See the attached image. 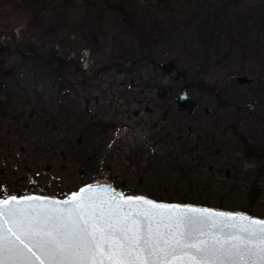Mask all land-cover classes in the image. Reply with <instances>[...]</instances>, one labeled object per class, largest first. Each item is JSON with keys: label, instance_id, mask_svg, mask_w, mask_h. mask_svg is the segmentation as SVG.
<instances>
[{"label": "rangeland", "instance_id": "1", "mask_svg": "<svg viewBox=\"0 0 264 264\" xmlns=\"http://www.w3.org/2000/svg\"><path fill=\"white\" fill-rule=\"evenodd\" d=\"M259 2L261 0H0V45L33 46L59 57L60 70L66 75L75 74L71 101L79 100L86 114L104 119L112 128H122L116 138L121 141L119 145L141 146L155 135L167 118L182 122L192 120L194 129L204 126L212 132H225L231 138L246 135L258 143L264 138V91L260 99L257 94L262 89L256 91L262 87L264 69L259 60H239L237 55H229V51L237 52L254 41L249 40L248 33H242V28L235 27L232 19L237 23L239 16L244 25L251 22ZM224 4L233 12L226 25L212 20L207 27V15ZM122 21L125 33L135 32L137 49L150 43L159 48L157 63L165 68L164 80L160 82L158 76L162 71L156 75L154 67L118 77L106 72L112 60H119V54L113 55L111 48L113 37L121 33ZM217 36L225 42L222 48L216 46ZM144 54H133L132 58L141 60ZM240 77L253 82L240 85ZM152 84L154 89H151ZM186 88L189 100L195 105L188 109L178 105L181 92ZM39 89H42L39 95L33 92L30 100L51 104V92L43 86ZM53 91L55 99L62 96L59 86ZM164 113L167 116H163ZM127 150L123 151L127 156L137 154ZM18 156L21 154L16 152L15 157ZM241 158L244 172L238 176L244 178L250 171H254V178L259 174L264 176L263 159L248 158L245 154ZM14 164L12 162V166ZM113 170L117 171L115 177H120L118 186L122 189L129 182L130 176L125 175L127 168ZM0 172H3L0 186L15 185L23 179L20 174H7L3 167ZM111 174H104L102 179L109 180ZM42 182L55 189L60 178L44 176Z\"/></svg>", "mask_w": 264, "mask_h": 264}, {"label": "trees", "instance_id": "2", "mask_svg": "<svg viewBox=\"0 0 264 264\" xmlns=\"http://www.w3.org/2000/svg\"><path fill=\"white\" fill-rule=\"evenodd\" d=\"M228 10L225 4L212 10L214 13L206 18L207 27L212 20L226 25L229 14L233 13ZM254 11V18L246 25L239 16L237 23L232 19L233 25L242 28V33H248L249 40L254 41L247 42L249 45L237 52L229 51V55L238 56L239 60H259L264 69V0ZM124 24L122 21L121 33L113 37L111 48L113 55L119 54V60H112L106 72L118 77L154 67L155 74L162 71L158 76L160 82L164 80L165 68L157 63L159 48L150 43L137 49L135 32L125 33ZM215 43L220 48L225 45L220 36L215 38ZM137 53L144 54L141 60H133V54ZM60 63L59 57L33 46L0 45V167L9 175L23 176L15 185L0 186V198L40 194L65 199L108 172H112L109 180L120 188V177H115L117 171L113 168L125 167V175L130 176L128 184L122 187L125 195L242 211L264 219V176L259 174L254 178V171L246 172L244 178L238 176L244 172L241 158L244 154L264 160V138L256 143L246 135L231 138L225 132L210 129L204 134L206 128L194 129L192 120L168 118L141 146L119 145L121 141L116 138L122 128H112L104 119L86 114L79 100L71 101L75 74H64L58 66ZM42 86L52 94L49 105L30 100L33 92L39 95ZM56 86L62 91L57 99L53 91ZM154 88L152 84L151 89ZM261 93L257 94L258 99ZM124 147L137 154L125 155ZM16 152L21 156L15 157ZM253 162L257 167V160ZM44 176L60 178L59 186L54 189L52 185H44Z\"/></svg>", "mask_w": 264, "mask_h": 264}, {"label": "snow or ice", "instance_id": "3", "mask_svg": "<svg viewBox=\"0 0 264 264\" xmlns=\"http://www.w3.org/2000/svg\"><path fill=\"white\" fill-rule=\"evenodd\" d=\"M0 264H264V219L88 184L0 198Z\"/></svg>", "mask_w": 264, "mask_h": 264}, {"label": "water", "instance_id": "4", "mask_svg": "<svg viewBox=\"0 0 264 264\" xmlns=\"http://www.w3.org/2000/svg\"><path fill=\"white\" fill-rule=\"evenodd\" d=\"M251 82H252V80L249 79V78H247V77H240V78H238V84H240V85L251 84ZM180 99L182 101L184 100V103H180V107L181 108H185L186 107V104L189 107H193L194 106L193 103L189 102L188 95H187V91L186 90L183 91ZM90 184H103V185H109L110 184L117 191L123 192L122 189L116 188L111 181L106 180V179H99V180H96V181H94V182H92ZM33 195L34 196H44V195H40V194H33ZM140 196H145V195H140ZM47 197H51V196H47ZM145 197L149 198L148 196H145ZM51 198H54V197H51ZM54 199H57V198H54ZM149 199H151V198H149ZM57 200H63V199H57ZM160 203H166V202H160ZM166 204H175V203H166ZM176 205H191V206L196 207V208H209V209H213V210H216V211H222V212H234V213L238 212V213H244L246 215L252 216V217L257 218V219H261V218L255 217L253 215H250V214H248L246 212H242V211H230V210H224V209H219V208H214V207H207V206H200V205H194V204H176Z\"/></svg>", "mask_w": 264, "mask_h": 264}, {"label": "flooded vegetation", "instance_id": "5", "mask_svg": "<svg viewBox=\"0 0 264 264\" xmlns=\"http://www.w3.org/2000/svg\"><path fill=\"white\" fill-rule=\"evenodd\" d=\"M263 74H264V72H263ZM252 80V79H251ZM252 82H253V80H252ZM251 82V83H252ZM147 83V82H146ZM149 85V84H148ZM147 85V86H148ZM250 85V84H249ZM261 86L262 87H260L259 89H258V91H256L257 93L261 90V91H264V80H263V82H262V84H261ZM186 91H187V95H188V90H187V88L185 89ZM184 91V90H183ZM183 91L181 92V95H182V93H183ZM181 95H180V97H181ZM188 100H189V96H188ZM189 102H191V103H193L194 104V102H192V101H190L189 100ZM180 103H184V100L182 101L180 98H179V100H178V105L180 106ZM195 106V105H194ZM188 108H191V107H189L187 104H186V107L184 108V109H188ZM165 116H167V113H165ZM168 119V118H167ZM168 121V120H167ZM166 122V121H165ZM208 130L206 129V132H207Z\"/></svg>", "mask_w": 264, "mask_h": 264}]
</instances>
